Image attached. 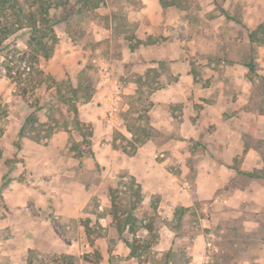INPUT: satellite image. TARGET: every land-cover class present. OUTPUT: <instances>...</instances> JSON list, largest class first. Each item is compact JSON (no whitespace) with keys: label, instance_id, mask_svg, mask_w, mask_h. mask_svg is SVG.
Masks as SVG:
<instances>
[{"label":"crops","instance_id":"crops-1","mask_svg":"<svg viewBox=\"0 0 264 264\" xmlns=\"http://www.w3.org/2000/svg\"><path fill=\"white\" fill-rule=\"evenodd\" d=\"M142 1L136 12L148 17L147 32L136 36L134 49L122 39L123 54L113 57L117 72L102 78L95 100L80 109L81 121L92 123V145L74 147L70 136L78 141L84 136L71 127L41 140L24 135L21 147L2 152L0 264H49L46 260L59 257L86 264H160L137 252L146 245L132 243L134 237L145 242L152 236L148 214H143L139 229L118 225L121 211L110 189L122 171L140 185L144 205L158 204L153 219L161 217L158 214L173 219L178 206L198 202L264 203V181L238 172L263 166L260 151L244 139L249 122L245 116L226 113L234 102H227L221 81L197 82L191 61L195 52L184 46L187 39L170 36L179 22L171 13L175 4ZM166 64L167 74L175 76L169 81H163ZM137 92L146 93L150 118L140 124L138 116L134 126L129 94ZM176 118L177 131L171 133ZM150 129L156 133L150 134ZM122 139L128 144H120ZM198 154L204 159H196ZM11 155L19 160L9 168ZM102 173L110 183L95 179ZM206 216L200 217V224L207 227L212 217ZM159 230L166 236V248L177 249L183 238L178 230L166 223ZM207 231L202 228L188 238L191 264L209 257L214 234Z\"/></svg>","mask_w":264,"mask_h":264},{"label":"rangeland","instance_id":"rangeland-1","mask_svg":"<svg viewBox=\"0 0 264 264\" xmlns=\"http://www.w3.org/2000/svg\"><path fill=\"white\" fill-rule=\"evenodd\" d=\"M21 1L27 9L32 8L33 0ZM168 1L175 4L172 17L179 19L178 25L172 27L170 36L175 34L190 42L185 41L184 46L195 52L191 61L198 83L207 85V82L221 81L227 102H234L230 108L228 106L226 113L245 116L249 127L244 139L260 151L264 169V0L161 2L165 5ZM51 2L50 14L56 22L58 39L53 56L49 59L40 57L37 64L49 74V78L46 76L40 83L39 79L46 74L41 77L36 69L24 64L28 29L18 33V37L15 31L9 38L10 45L0 53V150L6 154L13 153L24 142L16 130L23 125V117L30 113L27 104L31 103L35 107L41 105L42 108L35 112L34 116L38 120L26 124L25 135L41 140L50 137L56 130L72 127L84 136V139L78 141L76 135L72 134V145L78 148L90 147L92 123L81 121L80 109L95 100L93 98L102 80L99 65L94 59H105L111 66V76L114 75L119 66L114 63L113 57L123 54L122 48L125 45L122 39L125 38L126 43L134 49V39L137 35L145 34L150 24L148 17H139L136 12L143 6L142 0H90L89 5H84L82 0ZM159 31L163 37V29L159 28ZM119 65L122 67L121 63ZM164 68L166 73L163 81L172 80L175 76L167 74L168 64ZM35 81L37 85L33 90L29 82ZM146 96V93L138 92L129 94V100L134 102L133 110L129 112L134 126L137 124L134 119L138 116L140 124L150 118ZM38 97L40 102L36 104ZM61 97L67 99L63 102L60 101ZM84 98L89 101H79ZM177 121L178 118L172 122L171 133L177 131ZM154 133L150 129V134ZM115 135L119 137V133ZM120 144L126 145L128 141L122 139ZM11 156L7 162L9 168L15 165V160H19L16 155ZM204 157L198 154L195 158L201 160ZM261 169H258L260 173ZM119 175L114 179L110 192L114 205L118 206L117 212H123L129 210V201L132 199L134 202L138 196L132 195L129 188L131 177L124 171ZM98 178L111 182L104 173L95 177L96 180ZM260 180L264 181L263 178ZM156 205V209L148 214L147 221L153 227L154 232L150 233L152 236H146L145 242L138 241L137 237L132 241L134 245H146L145 249L138 248L137 252L147 260H156L160 264H191L193 257L188 250V238L204 228L208 230L206 233L214 234L209 236L215 246L212 244L209 257L200 264H264V203L250 200L237 205L219 202L206 205L198 202L191 207L178 206L177 215L173 219H163L161 214H158L161 217L153 219L154 212H158ZM206 214L212 217L206 221L207 227L200 224V217H208ZM164 223L177 229L178 236L183 237L177 249L166 248V236L161 235L159 230ZM136 228L139 229V226ZM83 257L89 259L87 254ZM46 262L86 264L61 257Z\"/></svg>","mask_w":264,"mask_h":264},{"label":"trees","instance_id":"trees-1","mask_svg":"<svg viewBox=\"0 0 264 264\" xmlns=\"http://www.w3.org/2000/svg\"><path fill=\"white\" fill-rule=\"evenodd\" d=\"M90 0H82L84 5H89ZM52 6L51 0H33L30 9H27L24 3L21 0H0V53L4 51L9 45L10 36L16 33H21L24 29H28V47L25 51L26 56H24V64L26 66H31V69H36L37 74H40L42 77L46 73L41 70L37 64L40 57L49 59L53 56L55 52V45L57 42V33L55 30V20L52 19L50 14V8ZM28 56V57H27ZM46 76L49 78V74H46L45 77L39 79L41 83L45 80ZM33 77V76H32ZM33 82H29L32 85V89L35 90L34 86L37 85ZM28 84V86H29ZM27 86V85H26ZM25 89V88H24ZM24 91L27 92V89ZM67 98H60V101H65ZM26 101V99H22ZM81 102L89 101L88 98L79 100ZM40 102V98H36V104ZM28 110L30 113L26 114L23 117V125L20 128L19 135L23 137L25 134V126L28 123L36 122L38 119L34 116L36 110L42 108L41 105L35 107V104H27ZM1 108V107H0ZM2 152L0 150V157ZM238 172L244 173L251 177L263 178L264 179V169L253 171H243L239 170ZM131 182V193L132 195L138 196L137 199L132 202L129 206V210L125 209L121 212V216H116L118 220V225L122 228L124 225L130 224L131 229L139 226V222H142L143 214H149L156 209L157 205L152 202L148 206L144 205L141 200V187L139 184L135 183V179H132ZM136 184V186H135ZM177 212L175 213V216ZM122 224V226H121ZM136 252L134 247L132 253Z\"/></svg>","mask_w":264,"mask_h":264},{"label":"built area","instance_id":"built-area-1","mask_svg":"<svg viewBox=\"0 0 264 264\" xmlns=\"http://www.w3.org/2000/svg\"><path fill=\"white\" fill-rule=\"evenodd\" d=\"M94 61L99 65V72L102 78H110L112 73L110 64L103 58H96Z\"/></svg>","mask_w":264,"mask_h":264}]
</instances>
